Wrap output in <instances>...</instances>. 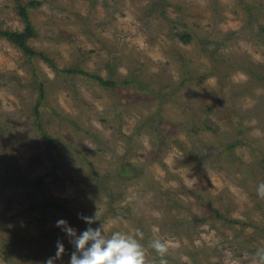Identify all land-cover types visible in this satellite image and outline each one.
Here are the masks:
<instances>
[{"label": "rangeland", "instance_id": "374dc122", "mask_svg": "<svg viewBox=\"0 0 264 264\" xmlns=\"http://www.w3.org/2000/svg\"><path fill=\"white\" fill-rule=\"evenodd\" d=\"M19 6L39 54L0 36V264L58 240L68 264L55 222L81 215L145 264L157 238L167 264H257L264 0H0L1 31L24 30Z\"/></svg>", "mask_w": 264, "mask_h": 264}, {"label": "clouds", "instance_id": "9594fccd", "mask_svg": "<svg viewBox=\"0 0 264 264\" xmlns=\"http://www.w3.org/2000/svg\"><path fill=\"white\" fill-rule=\"evenodd\" d=\"M257 195L264 198V182L257 186ZM88 227L77 234V230L70 226L64 219H58L55 226L69 238V243L74 246L68 264H145L144 246L133 236L120 231H114L110 236L102 232V227L93 228L91 225L97 220L96 215H81ZM136 237H143V232L135 229ZM149 246L161 257L159 264H167L164 259L168 245L161 239H153ZM65 252L62 241H57L55 255L49 257L44 264H56ZM257 264H264V248H258L254 253Z\"/></svg>", "mask_w": 264, "mask_h": 264}, {"label": "trees", "instance_id": "16d2710c", "mask_svg": "<svg viewBox=\"0 0 264 264\" xmlns=\"http://www.w3.org/2000/svg\"><path fill=\"white\" fill-rule=\"evenodd\" d=\"M34 4H36L34 1H31L29 3L30 6H34ZM18 9H19V14L24 21V25H25L24 30L22 32H10V31L0 30V36L7 37L10 41L17 44L26 53H29L30 55L39 54V53H35L31 48H29L26 43L27 39L33 36L34 34V29L30 23L29 16H28V11H27L28 8L26 6H19ZM97 80L98 82H100L102 85H105V86H109L112 84L111 81H106L101 78H97Z\"/></svg>", "mask_w": 264, "mask_h": 264}]
</instances>
